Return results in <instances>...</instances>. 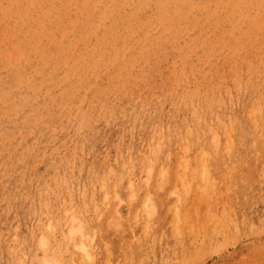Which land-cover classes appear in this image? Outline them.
<instances>
[{"label": "rangeland", "instance_id": "1", "mask_svg": "<svg viewBox=\"0 0 264 264\" xmlns=\"http://www.w3.org/2000/svg\"><path fill=\"white\" fill-rule=\"evenodd\" d=\"M199 1L0 0V264H264V0Z\"/></svg>", "mask_w": 264, "mask_h": 264}, {"label": "bare ground", "instance_id": "2", "mask_svg": "<svg viewBox=\"0 0 264 264\" xmlns=\"http://www.w3.org/2000/svg\"><path fill=\"white\" fill-rule=\"evenodd\" d=\"M220 1H221V0H214V4H215V5H218ZM199 2H200V3H203L202 0H200ZM230 90H231V89H230ZM235 92H236V91H235ZM256 101H257V100H256ZM185 105H186V104H185ZM259 105H260V104H259ZM154 110H155V109H154ZM259 110H260V109H259ZM259 112H260V111H259ZM254 113H255V111H254ZM247 114H248V113H247ZM253 116H254V115H253ZM215 117H217V116L215 115ZM260 119H261V118H260ZM162 120H164V119H162ZM210 120H211V119H210ZM261 120H262V119H261ZM128 122H129V121H128ZM256 123H257V122H256ZM133 124H134V123H133ZM54 125H55V124H54ZM167 125H168V124H167ZM59 126H60V125H59ZM155 126H156V125H155ZM255 126H256V125H255ZM57 127H58V126H57ZM57 127H56V128H57ZM122 127H123V126H122ZM130 127H131V126H130ZM130 127H129V129H130ZM134 127H135V126H134ZM140 127H141V126H140ZM162 127H163V126H162ZM190 127H191V126H190ZM149 128H150V127H149ZM151 128H153V125L151 126ZM159 128H160V127H159ZM168 128H169V127H168ZM256 128H257V126H256ZM179 129H180V128H179ZM224 129H226V127H225ZM104 130H105V129H104ZM104 130H103V131H104ZM110 130H111V129H110ZM110 130H109V131H110ZM231 130H232V129H231ZM155 132H156V131H155ZM163 132H164V131H163ZM180 132H181V131H180ZM185 132H186V130H185ZM224 132H225V131H224ZM151 133H152V132H151ZM151 133H150V134H151ZM157 133H158V131H157ZM186 133H187V132H186ZM130 134H131V133H130ZM176 134H177V133H176ZM106 135H107V134H106ZM133 135H134V134H133ZM228 135H229V134H228ZM122 136H123V135H122ZM168 136H170V135H168ZM120 137H121V136H120ZM148 137H150V136H148ZM176 137H177V136H176ZM167 138H168V137H167ZM184 138H186V137H184ZM212 138H213L212 140L214 141V137H213V136H212ZM115 139H116V138H115ZM133 139H134V137H133ZM168 139H169V138H168ZM230 139H231V141H232V138H231V137H230ZM116 140H117V139H116ZM122 140H123V138H122ZM154 140H155V139H154ZM154 140H153V141H154ZM156 140H157V138H156ZM162 140H163V139H162ZM162 140H161V143H162ZM179 140H180V139H179ZM182 140H183V138H182ZM186 140L188 141L187 138H186ZM98 141H100V139H99ZM101 141H102V140H101ZM147 141H148V140H147ZM153 141L151 140V142H153ZM163 141H164V140H163ZM95 142H96V141H95ZM159 142H160V140L158 141V143H159ZM164 142H165V141H164ZM164 142H163V143H164ZM174 142H175V141H174ZM180 142H181V141H180ZM253 142H255V140H254ZM109 143H110V142H109ZM113 143H114V142H113ZM126 143H127V142H126ZM146 143H147V142H146ZM148 143H149V142H148ZM154 143H155V141H154ZM158 143H157V145H158ZM163 143H162V144H163ZM183 143H184V142H183ZM187 143H188V142H187ZM214 143H216V142L214 141ZM133 144H135V143H132V145H133ZM152 144H153V143H152ZM184 145H185V144H184ZM184 145H183V146H184ZM227 145H228V141H227ZM126 146H127V145H126ZM150 146H151V145H150ZM150 146H149V148H150ZM162 146H163V145H162ZM187 146H188V145L186 144V147H187ZM153 147H154V145H153ZM158 147H160V145H159ZM178 147H179V146H178ZM227 147H228V146H227ZM227 147H226V149H228ZM128 148H129V147H128ZM201 148H202V146H201ZM123 149H124V148H123ZM159 149H160V151H158V152H161V148H159ZM179 149H180V147H179ZM183 149H184V148H183ZM187 149H188V148H187ZM120 150H121V149H120ZM150 150H151V149H150ZM180 150H181V149H180ZM188 150H189V149H188ZM188 150H187V151H188ZM67 151H68V150H67ZM106 151H107V150H106ZM138 151H139V150H137V152H138ZM182 151L184 152V150H182ZM215 151H216V150H215ZM228 151H229V149H228ZM228 151H227V152H228ZM116 152H117V151H116ZM116 152H115V154H116ZM121 152H122V150H121ZM130 152H131V151H130ZM135 152H136V151H135ZM139 152H140V151H139ZM198 152H199V151H198ZM203 152H204V151H203ZM203 152H202V153H203ZM123 153H124V152H123ZM126 153H127V151H126ZM140 153H141V152H140ZM168 153H169V152H168ZM204 153H205V152H204ZM204 153H203V154H204ZM206 153H207V152H206ZM214 153H215V152H214ZM120 154L122 155V153H120ZM130 154H131V153H130ZM130 154H129V157H130ZM134 154H135V153H134ZM148 154H149V153H148ZM158 154H159V153H158ZM107 155H108V154H107ZM145 155L147 156V154H145ZM153 155H154V154H153ZM183 155H184V154H183ZM201 155H202V154H201ZM103 156H104V155H103ZM124 156L127 157V155H124ZM146 156H145V157H146ZM156 156H157V155H156ZM203 156H205V155H203ZM203 156H202V157H203ZM227 156H228V155H227ZM93 157L95 158V155H94ZM126 157H125V159H126ZM131 157H132V156H131ZM141 157H142V156H141ZM145 157H144V158H145ZM152 157H153V156H152ZM179 157H180V156H179ZM194 157H195V155H194ZM197 157L199 158V157H201V156H197ZM202 157H201V158H202ZM239 157H240V155H239ZM83 158H84V157H83ZM103 158H104V157H103ZM144 158H143V160H144ZM186 158H187V157H186ZM188 158H189V157H188ZM201 158H199V159H201ZM119 159H120V158H119ZM130 159H132V158H129V161H130ZM146 159H147V158H146ZM150 159H151V158H149V162L151 161L152 164H153V161L150 160ZM180 159H181V158H180ZM183 159H185L184 156H183ZM199 159H198V161H199ZM120 160H121V161L124 160V159L122 160V156H121V159H120ZM181 160H182V159H181ZM201 160H202V159H201ZM121 161H119V162L121 163ZM127 161H128V160H127ZM140 161H141V160H140ZM179 161H180V160H179ZM185 161H186V159H185ZM187 161H188V160H187ZM204 161H205V159H204ZM222 161H223V160H222ZM224 161H225V160H224ZM67 162H68V161H67ZM125 162H126V160H125ZM135 162H136V161H135ZM135 162H134V163H135ZM151 162H150V163H151ZM182 162H184V160H183ZM194 162H195V164L197 163L196 161H194ZM91 163H92V162H91ZM120 163H119V164H120ZM129 163H130V162H129ZM188 163H189V162H188ZM199 163H201V161H199ZM225 163H226V162H225ZM68 164H69V163H68ZM84 164H85V163H84ZM99 164H100V163H99ZM122 164H123V163H122ZM148 164H149V163H148ZM179 164H180V163H179ZM184 164H185V162H184ZM66 165H67V164H66ZM97 165H98V164H97ZM101 165H102V164H101ZM115 165H116V163H115ZM120 165H121V164H120ZM127 165H128V162H127ZM143 165H144V164H143ZM202 165H203V164H202ZM85 166H86V165H85ZM98 166H99V165H98ZM103 166H105V165L103 164L101 167H103ZM118 166H119V165H118ZM118 166H117V167H118ZM150 166H151V165H150ZM150 166H149V167H150ZM152 166H153V165H152ZM180 166H181V165H180ZM186 166H187V165H186ZM105 167H106V166H105ZM124 167H125V166H124ZM127 167H128V166H127ZM127 167H126V168H127ZM132 167H133V165H132ZM132 167H131V168H132ZM178 167H179V166H178ZM187 167H188V166H187ZM201 167H202V166H201ZM69 168H70V167H69ZM99 168H100V166H99ZM131 168H130V169H131ZM133 168H134V167H133ZM160 168H161V167H160ZM160 168H159V169H160ZM181 168H183V167L181 166ZM195 168H196V167H195ZM195 168H194V169H195ZM13 169H14V168H13ZM93 169H94V168H93ZM100 169L102 170V168H100ZM109 169H111V167H110ZM119 169H120V167H119ZM123 169H124V168H123ZM123 169L121 168L122 171H123ZM130 169H129V170H130ZM150 169H151V167H150ZM164 169H165V168H164ZM184 169H186V168H184ZM196 169H197V168H196ZM199 169H201L200 166H199ZM206 169H207V167H206ZM4 170H5V169H4ZM106 170H107V169H106ZM106 170L103 171V174H104V175H105L104 172H106ZM116 170H118V169H116ZM124 170H125V169H124ZM151 170H152V169H151ZM151 170H150V171H151ZM10 171H11V170H10ZM30 171H31V170H30ZM110 171H115V168H114V170H110ZM125 171H126V170H125ZM159 171H160V170H159ZM163 171H164V170H163ZM165 171H166V169H165ZM185 171H186V170H185ZM185 171H184V172H185ZM191 171H192V173H193L194 170L191 169ZM195 171H196V170H195ZM98 172H99V170H98ZM98 172H97V173H98ZM128 172H129V171H127V173H128ZM178 172H179V171H178ZM205 172H206V171H205ZM99 173H100V172H99ZM99 173H98V176H99ZM108 173H109V172H108ZM114 173H115V172H114ZM114 173H113V175H115ZM124 173H126V172H124ZM129 173H130V172H129ZM132 173H133V172H132ZM134 173H135V172H134ZM134 173H133V174H134ZM182 173H183V172H182ZM200 173H201V172H200ZM13 174H14V173H13ZM18 174H19V173H18ZM100 174H101V173H100ZM106 174H107V173H106ZM122 174H123V173H122ZM140 174H141V173H140ZM148 174H150V172H149ZM183 174L185 175V173H183ZM109 175H110V173H109ZM113 175H110V176H113ZM124 175H125V174H124ZM124 175H123V176H124ZM180 175H181V174H180ZM194 175H195V174H194ZM204 175H206V174H204ZM208 175H209V172H208ZM107 176H108V175H107ZM110 176H109V177H110ZM126 176H127V175H126ZM126 176H125V177H126ZM128 176H129V175H128ZM142 176H143V175H142ZM149 176H150V175H149ZM185 176H186V175H185ZM206 176H207V175H206ZM209 176H210V175H209ZM88 177H89V176H88ZM96 177H97V176H96ZM146 177H147V176H146ZM246 177H247V176H246ZM32 178H33V177H32ZM104 178H105V176H104ZM104 178H103V179H104ZM177 178H178V177H177ZM181 178H182V177H181ZM199 178H200V177H199ZM202 178H203V177H202ZM207 178H208V177H207ZM91 179H92V178H91ZM99 179L101 180V178H99ZM103 179H102V180H103ZM108 179H109V178H108ZM149 179H150V178H149ZM183 179H184V177L182 178V180H183ZM200 179H201V178H200ZM245 179H246V178H245ZM31 180H33V179H31ZM110 180H111V178H110ZM110 180H109V181H110ZM115 180H116V179H115ZM97 181L100 182L99 180H97ZM116 181H117V180H116ZM201 181H202V180H200V182H201ZM104 182H105V181H104ZM117 182H118V181H117ZM180 182H181V181H180ZM182 182H183V181H182ZM184 182H185V181H184ZM186 182H187V181H186ZM58 183H59V182H58ZM108 183H109V182H108ZM119 183H120V182H119ZM119 183H118V187L120 186ZM129 183H130V182H129ZM175 183H177V182H175ZM25 184H26V183H25ZM77 184H79V183H77ZM98 184H99V183H98ZM102 184H103V183H102ZM114 184H115V183H114ZM182 184H183V183H182ZM185 184H186V183H185ZM185 184H183V185H185ZM188 184H189V183L187 182L186 186H187ZM99 185H100V184H99ZM25 186H26V185H25ZM87 186H88V185H87ZM103 186H105V184H103ZM115 186H116V185H115ZM175 186H176V185H175ZM189 186H190V185H189ZM94 187H95V186H94ZM100 187H101V186H100ZM180 187H181V186H180ZM1 188H2V187H1ZM32 188H33V187H32ZM103 188H104V187H103ZM181 188H182V187H181ZM188 188H190V187H188ZM35 189H36V188H35ZM44 189H45V188H44ZM44 189H43V190H44ZM100 189H102V188H100ZM132 189H133V188H132ZM174 189H175V187L173 188V190H174ZM1 190H2V189H0V191H1ZM83 190H84V188H83ZM94 190H96V189H94ZM115 190H116V189H115ZM181 190H183V189H181ZM87 191H88V190H87ZM91 191H92V190H91ZM121 191H122V190H121ZM177 191H178V190H177ZM261 191H262V190H261ZM182 192L184 193V191H182ZM13 193H14V192H13ZM30 193H31V192H30ZM44 193H45V192H44ZM179 193H180V192H179ZM45 194H46V193H45ZM65 194H66V193H65ZM105 194H106V192H105ZM17 195H18V194H17ZM107 195H108V194H107ZM150 195H152V194H150ZM13 196H14V195H13ZM13 196H12V197H13ZM61 196H62V195H61ZM61 196H60V197H61ZM65 196H66V195H65ZM163 196H164V195H163ZM46 197H47V194H46ZM133 197H134V196H133ZM47 198H48V197H47ZM56 198L58 199L59 196L56 197ZM63 198H65V197H63ZM85 198H86V197H85ZM106 198H107V197H106ZM106 198H105V199H106ZM150 198H151V197H150ZM11 199H12V198H11ZM61 199H62V198H61ZM72 199H73V198H72ZM70 200H71V199H70ZM82 200H83V199H82ZM149 200H150V199H149ZM151 200H152V199H151ZM29 201H30V200H29ZM41 201H43V200H41ZM72 201H73V200H72ZM84 201L86 202V200H84ZM84 201H83V202H84ZM2 202H3V201H2ZM52 202H53V201H52ZM55 202H56V201H55ZM60 202H61V201H60ZM63 202H64V201H63ZM143 202H144V201H143ZM152 202H153V200H152ZM152 202H151V203H152ZM43 203H44V202H43ZM49 203H50V201H49ZM73 203H74V202H73ZM86 203H87V202H86ZM64 204H65V203H64ZM64 204H63V205H64ZM153 204H154V203H153ZM173 204H174V203H173ZM44 205H46V204H44ZM56 205H57V203H56ZM59 205H60V203H59ZM69 205H70V204H69ZM72 205H73V204H72ZM193 205H194V204H193ZM27 206L29 207V205H27ZM146 206H148V205H146ZM152 206H153V205H152ZM42 207H43V206H42ZM45 207H46V206H45ZM45 207H44V208H45ZM52 207H54V206H52ZM63 207H64V206H63ZM71 207H72V206H71ZM73 207H74V206H73ZM99 207H100V206H99ZM142 207H143V205H142ZM172 207H173V206H172ZM55 208H56V207H55ZM67 208H68V205H67ZM67 208H65V209H67ZM75 208H76V207H75ZM100 208H101V207H100ZM169 209H170V208H169ZM38 210H39V209H38ZM44 210H45V209H44ZM46 210H47V209H46ZM50 210H51V209H50ZM76 210H77V209H76ZM186 210H188V212H187V211H186V212L189 214V209H186ZM229 210H230V209H229ZM70 211H71V210H70ZM143 211H144V210H143ZM135 212H137V210H136ZM141 212H142V211H141ZM228 212H229V211H228ZM43 213H44V212H43ZM71 213H72V212H71ZM45 214H46V213H45ZM45 214H44V215H45ZM51 214H52V213H51ZM78 214H79V213H78ZM134 214H135V213H134ZM188 214H187V215H188ZM228 214H229V213H228ZM73 215H74V213H73ZM75 215H76V212H75ZM183 215H184V214H183ZM187 215L185 214V218H186ZM229 215H230V214H229ZM41 216L44 218L43 215H41ZM53 216H54V215H53ZM77 216H78V215H77ZM199 216H200V215H199ZM202 216H204V215H202ZM209 216H210V215H209ZM38 217H40V216L38 215ZM42 217H41V218H42ZM48 217H49V216H48ZM54 217H55V216H54ZM72 217H73V216H72ZM113 217H114V216H113ZM136 217H137V216H136ZM136 217H135V219H136ZM141 217H142V216H141ZM200 217H201V216H200ZM204 217H205V216H204ZM225 217H227V216L225 215ZM228 217H229V216H228ZM230 217H231V216H230ZM46 218H47V217H46ZM49 218H50V217H49ZM63 218H64V221H65V220H66L65 217H63ZM63 218H60V217H59V219H61V220H62ZM68 218H69V217H68ZM120 218H121V217H120ZM187 218H188V217H187ZM187 218H186V219H187ZM193 218H194V217H193ZM207 218H208V216H207L205 219H207ZM219 218H220V217H219ZM47 219H48V218H47ZM56 219H58L57 216H56V218H55V221H58V220H56ZM118 219H119V218H117L115 221H117ZM135 219H134V220H135ZM147 219H149V218H147ZM224 219H226V218H224ZM77 220H78V219H77ZM111 220L113 221V219H111ZM179 220H180V219H179ZM196 220H198L197 217H196ZM200 220H201V219H200ZM203 220H204V219H203ZM228 220H229V219H228ZM231 220H233L232 217L230 218L229 221H231ZM53 221H54V220H53ZM81 221H82V220H81ZM131 221H133V220H131ZM136 221H137V220H136ZM180 221H181V220H180ZM184 221H185V223H186V220H182V222H184ZM191 221H192V220H190L189 222L191 223ZM201 221H202V220H201ZM236 221H237V219H236ZM79 222H80V221H79ZM83 222H84V221H83ZM108 222H109V221H108ZM119 222H120V221H119ZM119 222H118V223H119ZM127 222H128V220H127ZM169 222H170V221H169ZM241 222H242V221H241ZM48 223H49V222H48ZM72 223H73V222H72ZM106 223H107V222H106ZM115 223L118 224L117 222H115ZM175 223H176V222H175ZM190 223H189L188 225H190ZM197 223H198V222H197ZM204 223H206V222L204 221ZM233 223H235V222H233ZM242 223H243V222H242ZM50 224H51V223H50ZM81 224H82V223H81ZM107 224H108V223H107ZM116 224H115V225H116ZM133 224H134V223H133ZM235 224H236V223H235ZM79 225H80V224H79ZM112 225L114 226V224H112ZM118 225H119V224H118ZM118 225H116V226H118ZM134 225H136V222H135ZM146 225H147V222H146ZM176 225H177V224H176ZM176 225H175V226H176ZM191 225H192V224H191ZM203 225H206V224H203ZM216 225H217V224H216ZM229 225H230V222H229ZM119 226H120V225H119ZM136 226H137V225H136ZM186 226H187V225H186ZM214 226H215V225H214ZM75 227H76V226H75ZM79 227H80V226H79ZM181 227H182V226H181ZM195 227H196V226H195ZM197 227H198V225H197ZM216 227H217V226H216ZM225 227H226V225H225ZM247 227H248V226H247ZM47 228H50V226H47ZM70 228H72V227H70ZM131 228H132V227H131ZM144 228H145V227H144ZM182 228H183V227H182ZM237 228H238V227H237ZM80 229H82V228H80ZM123 229H124V227H123ZM150 229H151V228H150ZM178 229H179V228H178ZM74 230H75V229H74ZM94 230H95V229H94ZM120 230H121V227H120ZM145 230H147V226H146ZM189 230H190V229H189ZM69 231H70V230H69ZM78 231H79V229H78ZM124 231H125V230H124ZM172 231H173V230H172ZM198 231H199V230H198ZM72 232H73V231H72ZM74 232H75V231H74ZM80 232L82 233V231H80ZM147 232H148V231H147ZM181 232H182V231H181ZM218 232H220V231H218ZM237 232H238V230H237ZM75 233H76V232H75ZM125 233H126V232H125ZM144 233H145V232H144ZM174 233H175V232H174ZM178 233H179V236H180V232H178ZM182 233H183V232H182ZM204 233H205V232H203V235H204ZM79 234H80V233H79ZM122 234H123V232H122ZM135 234H136V233H135ZM146 234H147V233H146ZM88 235H89V234H88ZM144 235H145V234H144ZM198 235H199V234H198ZM132 236H133V235H132ZM134 236H136V235H134ZM147 236H148V234H147ZM139 237H140V236H139ZM141 237H142V236H141ZM81 238H82V237H81ZM154 238H155V237H154ZM53 239H54V238H53ZM128 239H129V238H128ZM201 239H202V238H201ZM79 240H80V239H79ZM120 240H121V239H120ZM123 240H124V239H123ZM135 240H137V239H135ZM160 240H161V236H160ZM197 240H198V239H197ZM33 241H34V240H33ZM52 241H53V240H52ZM80 241H81V240H80ZM91 241H92V239H90V242H91ZM121 241H122V240H121ZM127 241H128V240H127ZM137 241H139V240H137ZM153 241H154V240H153ZM182 241H184V240H182ZM190 241H191V240H190ZM202 241H203V240H202ZM129 243H130V241H129ZM135 243H136V242H134V244H135ZM191 243H192V242H191ZM215 243H216V242H214V244H215ZM54 244H55V243H54ZM82 244H83V243H82ZM87 244H88V243H87ZM90 244H91V243H90ZM122 244H123V242H122ZM146 244H147V243H145V245H146ZM149 244H150V243H149ZM149 244H148V246H149ZM193 244H194V243H193ZM76 245H77V244H76ZM123 245H124V244H123ZM154 245H155V244H154ZM166 245H167V244H166ZM173 245H174V244H173ZM181 245H182V244H181ZM80 246L82 247V245H80ZM80 246L78 245V247H80ZM83 246H84V245H83ZM87 246H88V245H86V247H87ZM90 246H91V245H90ZM130 246H131V245H130ZM174 246H175V245H174ZM215 246H216V245H215ZM76 247H77V246H76ZM84 247H85V246H84ZM84 247H83V249H84ZM88 247H89V246H88ZM152 247H153V245H152ZM152 247H150V249H152ZM158 247H159V246H158ZM182 247H183V246H182ZM145 248H146V247H145ZM153 248H154V247H153ZM77 249H78V248H77ZM85 249H86V248H85ZM85 249H84V251H85ZM133 249H134V248H133ZM135 249H136V248H135ZM174 249H175V248H174ZM195 249H197V245H195V244H194V248H192V250H190V251H187V249L184 248L183 251H181V254H180L181 257H180V259L182 260V259L186 258L187 256L193 255V252H194ZM204 249H205V247H204ZM69 250H70V249H69ZM181 250H182V249H181ZM82 251H83V250H82ZM125 251H127V250H125ZM160 251H161V250H160ZM173 251H174V250H173ZM35 252H36V251H34V253H35ZM136 252H137V251H136ZM150 252H152V250H150ZM167 252H168V251H167ZM63 253H64V252H63ZM86 253H89V252H86ZM125 253H126V252H125ZM146 253L148 254V253H149V250H147ZM152 253H153V252H152ZM173 253H174V252H173ZM147 254H146V255H147ZM194 254H195V253H194ZM34 255H35V254H34ZM34 255H33V257L37 256V255H35V256H34ZM84 255H86V254H84ZM136 255H137V254H136ZM154 255H155V254H154ZM175 255H176V254H175ZM137 256H138V255H137ZM142 256H143V255H142ZM147 256H148V255H147ZM176 256H177V255H176ZM38 257H39V256H38ZM38 257H36V258H38ZM83 257H85V256H83ZM128 257H129V256H128ZM170 257H171V256H170ZM36 258H35V259H36ZM39 258H40V257H39ZM39 258H38V260H39ZM155 258H156V256H155ZM171 258H172V257H171ZM83 259L85 260V258H83ZM143 259H144V258H143ZM172 259H174V258H172ZM175 259H176V258H175ZM180 259H179V260H180ZM189 259L192 260L190 257H189ZM160 260H162V259H160ZM167 260H168V259H167ZM179 260H178V261H179ZM190 260H189V261H190ZM164 261H165V260H164ZM171 261H172V260H171ZM174 261H175V260H174ZM37 262H40V261H36V263H37ZM130 262H131V261H130ZM170 263H171V262H170ZM37 264H38V263H37ZM39 264H41V262H40Z\"/></svg>", "mask_w": 264, "mask_h": 264}]
</instances>
